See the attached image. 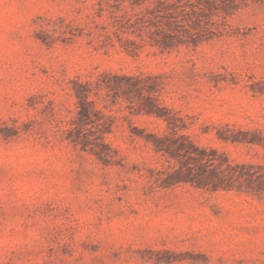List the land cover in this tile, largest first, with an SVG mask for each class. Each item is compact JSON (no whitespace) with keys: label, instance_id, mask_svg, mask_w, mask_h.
<instances>
[{"label":"rangeland","instance_id":"obj_1","mask_svg":"<svg viewBox=\"0 0 264 264\" xmlns=\"http://www.w3.org/2000/svg\"><path fill=\"white\" fill-rule=\"evenodd\" d=\"M0 264H264V0H0Z\"/></svg>","mask_w":264,"mask_h":264}]
</instances>
